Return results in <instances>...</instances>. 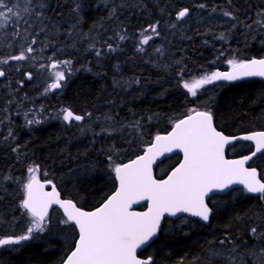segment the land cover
Listing matches in <instances>:
<instances>
[{
	"label": "trees",
	"instance_id": "trees-1",
	"mask_svg": "<svg viewBox=\"0 0 264 264\" xmlns=\"http://www.w3.org/2000/svg\"><path fill=\"white\" fill-rule=\"evenodd\" d=\"M43 3L46 7L36 10L43 17L35 14L28 20L31 27L9 20L1 31L0 43L12 44L15 55L29 45L34 52L24 61H10L0 78V238L26 231L28 218L20 203L31 166L38 165L39 178L51 179L62 197L89 210L113 191L115 164L135 156L192 108L210 110L225 135L264 131V81L221 83L200 89L196 97L182 87L184 80L230 67L228 59L264 57V28L256 23L264 0ZM184 8L188 15L177 20ZM139 34L153 39L142 46ZM66 60L72 71L65 73L58 91L50 92L43 76L51 63ZM64 109L84 120L67 126ZM234 150L233 155L245 154L251 145L240 142ZM232 153L228 150L227 156ZM178 159L174 155L159 165L166 172ZM251 165L264 179V154ZM215 198L207 225L187 217L165 220L138 255L151 258V264H255L247 253L264 245L250 229H264V200L240 188ZM61 218L57 210L44 233L0 248V264H60L76 238L74 227L61 224Z\"/></svg>",
	"mask_w": 264,
	"mask_h": 264
},
{
	"label": "snow or ice",
	"instance_id": "snow-or-ice-1",
	"mask_svg": "<svg viewBox=\"0 0 264 264\" xmlns=\"http://www.w3.org/2000/svg\"><path fill=\"white\" fill-rule=\"evenodd\" d=\"M32 3L33 0H23L22 6L20 0H0V30L7 28L12 17H15L13 22L23 20L31 27L24 16L33 15ZM36 6L41 9L46 7L43 0ZM200 7L203 8L204 5L201 4ZM78 8L79 5H76L74 10ZM188 13L187 8L182 9L176 17L177 20L184 18ZM36 15L39 19L44 13L41 11ZM224 15L231 16V13L225 12ZM258 15L261 19L256 23L264 28V13ZM150 30L159 34L155 25H151ZM25 31L27 32V29ZM14 35H19V29ZM124 38L120 37L122 40ZM152 39V35L142 34L139 43L147 45ZM36 42L35 39L31 41L32 44ZM109 48L111 49V45ZM137 51L144 49L139 47ZM33 52L34 48L29 45L18 55L0 59V64L24 61L29 58L26 54ZM96 55L99 57L101 52L97 50ZM227 63L230 71H213L191 81L184 80L182 87L192 97H196L199 89L215 81H236L245 77L264 78V58L228 59ZM49 67V75L54 82L50 83L48 88L54 90L62 87L60 82L65 80V73L70 74L72 71L71 61L53 62ZM4 76L5 71L0 69V77ZM27 78L31 79L30 73ZM62 118L69 124L84 120V116L74 114L68 109L63 110ZM34 122L38 123L28 121L29 124ZM236 140L254 142L255 151L241 159H226V146L232 145ZM174 151L183 154L182 161L166 179H156L153 175V164L157 157ZM257 153L264 154V131L229 137L217 130L210 110L192 108L183 118L174 122L171 131L166 135L157 134L143 154L129 163L114 165L112 170L118 186L93 211L78 207L72 198H62L51 179L41 181L37 175L40 172L39 166H31L28 168L27 182L23 184L24 197L20 203V208L24 210L22 215L28 218V226L19 236L0 238V247L19 245L22 241L34 239L36 235L44 233L52 216L59 209L63 213L60 223L74 226V231L77 232L73 248L62 264H151V258L139 259L137 250L157 235L165 215L175 217L178 213H188L208 222L212 209L206 203V198L210 193H222L231 189L232 185H242L247 193L259 194L264 200V179L255 167H246L248 161ZM109 159L111 160V157ZM49 185L51 190L45 191ZM142 201H147V211L131 210L134 204ZM54 205L57 209L53 208ZM250 234L254 240L264 245V229L258 231L256 227H252ZM220 243L224 244L225 241L221 240ZM228 243L232 241L229 240ZM247 254L254 257L255 264H264V246L259 247L258 251L253 246Z\"/></svg>",
	"mask_w": 264,
	"mask_h": 264
},
{
	"label": "water",
	"instance_id": "water-1",
	"mask_svg": "<svg viewBox=\"0 0 264 264\" xmlns=\"http://www.w3.org/2000/svg\"><path fill=\"white\" fill-rule=\"evenodd\" d=\"M262 58H264V57H262ZM250 59H253V58H250ZM250 59H247V60H250ZM255 59H261V58H255ZM231 70V68H228V69H224V70H221L220 72H227V71H230ZM1 78V77H0ZM248 79H258V80H262V81H264V78H261V77H245V78H242V79H239V80H236V81H215V82H213V83H235V82H240V81H243V80H248ZM60 88H58V89H54V90H50L49 89V91L50 92H56V91H58ZM68 110H70V109H68ZM75 114V113H74ZM184 117V116H183ZM183 117H181V118H183ZM180 118V119H181ZM64 122V121H63ZM66 125H69V123H67V122H64ZM73 123H75V124H80L81 122H75V121H73ZM173 126V125H172ZM172 126L168 129V130H166L165 132H161V133H159V135H166L169 131H171V128H172ZM254 132H258V131H254ZM254 132H248V133H241V134H235V135H227V136H229V137H234V136H243V135H249V134H252V133H254ZM156 136V135H155ZM155 136L152 138V140L147 144V145H145V147L143 148V150L140 152V153H138L137 155H135L134 157H132L131 159H129V160H127V161H125V162H123V163H121V164H125V163H129L131 160H133V159H135L138 155H141V154H143V152H144V150H145V148L151 143V142H153L154 141V138H155ZM236 142H247V143H249L250 145H251V150L249 151V152H247V153H245V154H242V155H238V156H230V157H227V154H226V152H227V150L231 147V146H233V144H235ZM232 145H228V146H226V149H225V157H226V159H241V158H243L244 156H247V155H250L251 154V152H253V151H255V144H254V142H252V141H244V140H236V141H234V143H233ZM173 155H178L179 156V159H178V161H177V163L174 165V166H172L163 176H161V177H159V178H156L155 177V168L157 167V165L159 164V163H161L163 160H165V159H167V158H169V157H171V156H173ZM261 155V153H257V155L255 156V157H253V159H255L256 157H258V156H260ZM182 159H183V154L182 153H180V152H178V151H174V152H172V153H164L163 155H161V156H158L157 157V159H156V161H155V163L153 164V175H154V177L156 178V179H166L167 178V176L171 173V171L175 168V167H177L178 165H179V163L182 161ZM252 159V160H253ZM252 160H250V161H248V164L246 165V167H253V166H250V163H251V161ZM258 171V170H257ZM42 182H44V181H46V180H41ZM114 181H115V187H114V189H113V191L112 192H110L108 195H107V197L108 196H110L114 191H115V189H116V187L118 186V182L115 180V173H114ZM234 188H240V189H242L243 190V186L242 185H232L231 186V189H226L224 192H216L215 194H209V197H211V196H213V195H224V194H226L227 192H229V191H231L232 189H234ZM51 190V186L49 185V186H47L46 188H45V191H50ZM245 191V190H244ZM246 192V191H245ZM248 194H250V195H254V196H260L259 194H251V193H248ZM107 197L99 204V205H97L96 207H94V208H92V209H89V210H86V211H93V210H95L97 207H99L106 199H107ZM208 197V198H209ZM63 198V197H62ZM208 198H206V202H207V200H208ZM146 205H147V201H142L141 203H139V204H134L133 206H132V209L131 210H133V211H140V212H143V211H147V207H146ZM142 206V207H141ZM138 207H141L140 209H138ZM53 208L54 209H57V206H53ZM83 209V208H82ZM57 210H59V209H57ZM83 210H85V209H83ZM60 211V213L63 215V213H62V210H59ZM180 216H185V217H188V218H191V219H193V220H196V221H198L199 223H201V224H203V225H206L208 222H204V221H202V220H200L198 217H193V216H191L190 214H188V213H178L177 214V216H175V217H170V216H167V215H165V218L161 221V226H162V223H163V221L165 220V219H176V218H178V217H180ZM161 226H160V228L158 229V232H157V235L155 236V237H153L152 238V240L153 239H155L157 236H158V233H159V231H160V229H161ZM74 227V226H73ZM76 235H77V232H76ZM151 240V241H152ZM151 241H149V243L147 244V245H143V246H141V248H139L138 250H137V256H138V253L141 251V250H143L145 247H147L150 243H151ZM73 245H74V243H73ZM72 248H73V246H72ZM72 248H71V250H72ZM70 250V251H71ZM70 251L65 255V257L63 258V260L67 257V255L68 254H70ZM138 258L139 259H142V260H148L149 259V257H146V258H141V257H139L138 256ZM62 260V261H63ZM62 261H61V263L60 264H62ZM152 262V261H151Z\"/></svg>",
	"mask_w": 264,
	"mask_h": 264
},
{
	"label": "rangeland",
	"instance_id": "rangeland-1",
	"mask_svg": "<svg viewBox=\"0 0 264 264\" xmlns=\"http://www.w3.org/2000/svg\"><path fill=\"white\" fill-rule=\"evenodd\" d=\"M41 2V0H33V3H32V7H33V9H34V13H33V15L31 16V17H29V16H27V15H25L24 16V19H27V20H31V19H35V17H36V15L35 14H37V12H36V10L37 9H39V7H37L36 5L38 4V3H40ZM20 4L23 6V0H20ZM10 20H13V21H15V17H12ZM13 21H12V24L14 25V23H13ZM1 31L2 30H0V38H1V36H2V34H1ZM144 36H147V34H143ZM138 39H139V42H140V40L142 39V34H139V36H138ZM9 45H12V44H3V43H0V59H3V58H7L8 56H10L12 53H11V50H12V52H13V54L15 55L16 54V52H14L13 51V49H14V46L12 45V46H10L12 49H10V47H9ZM142 46H145V45H142ZM15 50V49H14ZM10 51V52H9ZM16 51H18V50H16ZM9 53H11L10 55H9ZM2 54V55H1ZM1 56H3V57H1ZM5 56V57H4ZM9 64V63H8ZM8 64H6V65H8ZM5 65L4 64H0V69H2L3 67H4ZM2 67V68H1ZM48 68H49V66H48ZM48 68H47V72H46V75H44L43 77H44V79H46L47 77H48V85L50 84V83H52V82H54L53 81V79L50 77V75H49V73H50V69L48 70ZM225 69V68H224ZM217 71V70H216ZM44 73V72H43ZM42 73V74H43ZM45 74V73H44ZM48 85H47V87H48ZM219 85L218 84H209V85H205L204 87H203V89H205V88H207V89H213L214 87H218ZM200 90V89H199ZM198 90V91H199ZM63 114V113H62ZM113 168V167H112ZM166 169L164 168V167H162L161 165H157V167H156V169H155V173L156 174H158V173H160V174H158V175H162V174H164ZM7 246H9V245H7ZM3 247H5V246H3ZM0 248H2V247H0Z\"/></svg>",
	"mask_w": 264,
	"mask_h": 264
},
{
	"label": "flooded vegetation",
	"instance_id": "flooded-vegetation-1",
	"mask_svg": "<svg viewBox=\"0 0 264 264\" xmlns=\"http://www.w3.org/2000/svg\"><path fill=\"white\" fill-rule=\"evenodd\" d=\"M215 88H217V87H214L213 89H215ZM238 143H240V142H236L235 144H233V146H231L228 150H229V152L230 151H233V153H232V155L233 154H235V151L236 150H234L235 149V145H237ZM245 143H247V142H245ZM227 150V151H228ZM226 154H227V152H226ZM240 155H242V154H240ZM233 156H237V155H233ZM215 196H219L220 198H223V194L222 195H213V196H211V197H209L208 198V200H207V202L206 203H208V206L212 209V212H211V214H210V218H211V215H212V213H213V210H214V206H213V200L214 199H217V198H215ZM181 217V216H180ZM179 218V217H178ZM209 218V219H210ZM177 219V218H176ZM196 221V220H195ZM198 222V221H197ZM209 222V221H208ZM208 224V223H207ZM206 224V225H207Z\"/></svg>",
	"mask_w": 264,
	"mask_h": 264
},
{
	"label": "bare ground",
	"instance_id": "bare-ground-1",
	"mask_svg": "<svg viewBox=\"0 0 264 264\" xmlns=\"http://www.w3.org/2000/svg\"><path fill=\"white\" fill-rule=\"evenodd\" d=\"M11 46H12V45H11ZM10 49H12V48L10 47ZM9 52H10V51H9ZM11 53H12V55H13L12 50H11ZM11 53H9V55H10ZM1 55H2V54H1ZM1 57H3V56H1ZM4 57H5V56H4ZM4 65H6V64H4ZM4 67L6 68V66H4ZM1 68H2V67H1ZM48 89H49V88H48ZM67 126H68V125H67ZM237 133H238V132H237ZM235 152H236V151H235ZM170 158H171V157H170ZM156 176H157V175H156ZM20 178H21V177H20ZM18 180H19V178H18ZM22 180H23V178H22ZM22 180H21V184H22ZM14 181H15V180H14ZM19 181H20V180H19ZM19 181H18V182H19ZM16 182H17V181H16ZM18 182H17V183H18ZM18 184H19V183H18ZM18 184H17V185H18ZM19 186H20V185H19ZM20 187H22V186H20ZM164 221H165V220H164Z\"/></svg>",
	"mask_w": 264,
	"mask_h": 264
}]
</instances>
